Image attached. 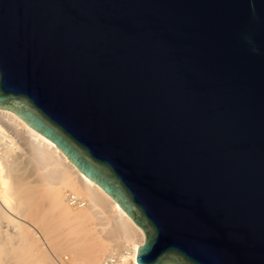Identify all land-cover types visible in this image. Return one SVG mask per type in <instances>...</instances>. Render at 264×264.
I'll use <instances>...</instances> for the list:
<instances>
[{
  "label": "water",
  "instance_id": "95a60500",
  "mask_svg": "<svg viewBox=\"0 0 264 264\" xmlns=\"http://www.w3.org/2000/svg\"><path fill=\"white\" fill-rule=\"evenodd\" d=\"M0 107L144 231L140 264H264V0H0Z\"/></svg>",
  "mask_w": 264,
  "mask_h": 264
},
{
  "label": "bare ground",
  "instance_id": "6f19581e",
  "mask_svg": "<svg viewBox=\"0 0 264 264\" xmlns=\"http://www.w3.org/2000/svg\"><path fill=\"white\" fill-rule=\"evenodd\" d=\"M68 192L84 205L69 204ZM40 231L67 249L64 264H101L107 254L140 264L142 228L54 142L0 107V264H53Z\"/></svg>",
  "mask_w": 264,
  "mask_h": 264
},
{
  "label": "rangeland",
  "instance_id": "374dc122",
  "mask_svg": "<svg viewBox=\"0 0 264 264\" xmlns=\"http://www.w3.org/2000/svg\"><path fill=\"white\" fill-rule=\"evenodd\" d=\"M45 201V199H42V201ZM43 201V202H44ZM46 202V201H45ZM39 233V235H40V237H41V240L43 241V243L45 244V245H47V246H45L46 248H47V251L50 253V255H51V262L53 263H55V264H61L62 263V259H63V263L62 264H64V263H67V261L69 262V260L68 259H70V255H68L67 253H65L64 251H66L67 249L66 248H62V249H55L54 247H52V245L50 244L49 245V241L47 240V238L45 237V235L43 234V232L42 231H40V232H38ZM41 233H42V236H41ZM44 237V238H43ZM46 242V243H45ZM49 248V249H48ZM52 248V249H51ZM62 250V251H61ZM64 250V251H63ZM69 250V249H68ZM53 251H55V252H53ZM56 251H57V253H56ZM60 253H59V252ZM52 252V253H51ZM67 252H69V251H67ZM65 253V254H64ZM69 254H70V252H69ZM60 255V256H59ZM62 255V256H61ZM65 255V256H64ZM64 256V257H63ZM68 256H69V258H68ZM61 257H63V258H61ZM66 258H68V259H66ZM54 260V261H53ZM53 263V264H54Z\"/></svg>",
  "mask_w": 264,
  "mask_h": 264
},
{
  "label": "built area",
  "instance_id": "2783aa9c",
  "mask_svg": "<svg viewBox=\"0 0 264 264\" xmlns=\"http://www.w3.org/2000/svg\"><path fill=\"white\" fill-rule=\"evenodd\" d=\"M67 200L69 204L73 206H81L84 205L85 203V201L82 198L70 192L67 193ZM116 263H117V256L114 254H107L106 256L103 257L101 261V264H116Z\"/></svg>",
  "mask_w": 264,
  "mask_h": 264
}]
</instances>
